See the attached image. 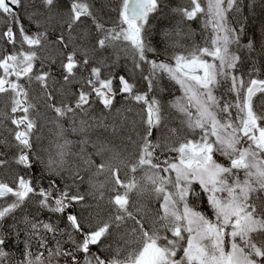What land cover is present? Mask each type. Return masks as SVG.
Wrapping results in <instances>:
<instances>
[{
  "label": "snow or ice",
  "instance_id": "snow-or-ice-1",
  "mask_svg": "<svg viewBox=\"0 0 264 264\" xmlns=\"http://www.w3.org/2000/svg\"><path fill=\"white\" fill-rule=\"evenodd\" d=\"M162 3L163 0H120L118 20L107 27L94 11L91 0H70L66 14L56 11L49 16V22L55 20L62 29L61 34L50 41L47 29L30 33L25 28L19 14L24 0H0V25H3L0 45L5 46L0 48V99L7 97L5 102L10 104L14 126V130L9 129L12 140H0V144L15 149L11 159L0 158V168L15 164L17 168L32 170L37 163H42L46 171L57 175L69 171L73 183L79 181L82 184V164L85 171L95 168L94 176L108 174L104 183H91L94 192L90 195L99 191L97 199H103L101 190L108 182H114L111 191L116 193L108 201L112 210L107 219L97 220L95 226L86 230L82 215L68 210L79 204L83 212L92 205H86L85 195L78 191L73 193L71 186L60 189L53 179L47 188L39 187L33 176L20 172L14 173L11 183L0 180V221L22 208L32 196L39 197L36 203L42 209L54 214L67 212L70 249L63 248L59 242L54 249H49L47 240L39 235L41 228L45 233L55 234L57 226L28 221L31 236L38 237L39 248L48 252V264H52L53 257L65 258V264H264V201L259 195L264 193V100L259 105L254 102L257 94L264 96V79L256 75L255 68L247 80L237 71L241 57L231 46H239L240 32L230 26L227 17L230 11L239 10V0H188L190 6L172 8L182 21L203 17L211 34L205 38L203 46L192 45L173 54L169 61L148 58V53L156 51L147 37L149 19L160 10ZM41 4L49 12L59 8L58 0H41ZM34 16V13L30 14L29 18ZM86 20H91V24L86 25ZM77 28L84 30L72 36ZM175 34L177 37L185 35L179 27ZM164 35L167 38L169 34ZM121 43L123 47L119 50L131 55L133 70L142 71L144 64L149 65L148 75L143 77L147 83L146 92L136 91V86L125 76L118 78L119 93L124 94L125 99L143 105L140 123L144 132L135 142L138 151L135 163L118 159L117 153L97 164L93 155L103 156L110 149L104 143L93 141L91 134L101 128L107 129L109 125L103 118L89 115L93 96L105 109H111L117 89L114 77H104L102 68L93 65V57L101 50L118 48ZM52 45L59 50L64 85L73 82L77 69L88 73L86 79L83 75L81 79L89 91H84L82 86L74 94L72 103L55 102L49 85L52 75L43 70L45 61H55L50 57L41 59L37 54V48ZM70 45L72 50L67 51ZM7 46L12 51H7ZM173 46H178V42ZM244 47L252 50L254 41L249 40ZM261 53L264 54V46ZM38 60L41 70L37 73L34 64ZM164 75L180 86L183 95L176 98L172 107L184 116V124L191 133H199L198 137H185L177 143L173 139L177 129L163 131L167 126L161 102L150 94L159 87ZM33 81L39 84L47 107L56 116L57 151L47 162L33 150L37 128V119L30 114L37 109L29 97V86ZM222 82H230L228 92L234 94V100L222 101L215 95V89ZM62 119L69 121V128L63 127ZM156 130L161 131L160 143L152 140ZM69 131L80 139L76 142L67 139L65 134ZM90 143L95 148L94 153L87 152ZM76 144L79 151L73 152L72 147ZM158 149L176 155L158 162ZM4 155L0 152V157ZM218 155L228 163L220 162ZM70 157L76 161L72 166H69ZM123 167L131 173L147 169L146 184L152 186L150 191L160 200L159 214L152 220L150 229L145 228L143 218L137 219L129 210L133 203L130 194L149 189L142 187L134 177L122 180ZM204 198L211 216L195 205V200L203 201ZM96 207L102 211L99 203ZM100 211L96 215H100ZM128 220L138 226L130 233L136 237V247L126 255L124 249L117 248L111 257L91 251L93 246H99L103 238L111 235L114 227L119 229ZM6 248L7 237L0 234V264H7L10 259ZM80 254H83V260ZM17 264H45V257L43 252L34 253L31 244L26 243Z\"/></svg>",
  "mask_w": 264,
  "mask_h": 264
},
{
  "label": "rangeland",
  "instance_id": "rangeland-1",
  "mask_svg": "<svg viewBox=\"0 0 264 264\" xmlns=\"http://www.w3.org/2000/svg\"><path fill=\"white\" fill-rule=\"evenodd\" d=\"M31 2L32 0H24V6L22 7V10L20 9V11L24 15L26 14L27 11L29 12V15L26 17L28 20H30L35 25V27L42 28L43 30L47 29L48 31H52V32L54 31L56 32L57 30L62 32V29H60L61 27L59 26L58 23H56L55 20H53L52 22H49V16L52 15L56 11H59L61 14H66L68 7L70 5V0H58L59 8L53 9L52 12H49L47 9H45L42 6V4L38 5V7H31L30 6ZM91 3L94 5V11L96 12V14H99L97 10L98 8L97 0H91ZM182 3H184L183 0H182ZM188 6L190 5L188 4ZM115 8H117V6ZM261 8L260 10L263 11V9ZM33 11H37V13H34L35 14L34 18L30 19L29 18L30 14H33ZM39 11H42L43 13ZM35 18H37L38 20H36ZM198 18L202 24V27H205L204 18L203 17H198ZM57 19H59V17H57ZM103 19L109 22V20H107L106 18H103ZM117 19H118V15L115 12L114 21H117ZM228 21H229L230 26L232 27L234 23H232V21H230L229 19ZM177 22H178V25H176ZM85 24L90 25L91 20H86ZM174 27L175 28L169 34V38H174L175 42L170 44V46L172 45V47H174L173 45H176L177 42H178V46L174 47V51L171 53V56L175 53L182 52L185 49H189L192 45H199V46L204 45L205 39L201 40L196 37V39L193 42L188 40L195 36L196 34L195 29H192L189 26H186V29L182 28V24L180 23V21H175ZM177 27L179 28L181 27L180 29L182 30L183 33H185L183 37L176 36L175 30ZM2 29H3V25H0V30ZM82 30L84 29L77 28L76 31L72 33V36H76L77 32H80ZM208 30L211 34V29L208 28L207 31ZM64 34L67 36V33H64ZM162 37H165L163 32H162ZM51 41H54V40H51ZM77 43H79V41H77ZM25 47L27 48V45H25ZM122 47H123V44L121 43L118 48H108L107 50H101L96 56L93 57V65L99 66L102 68L104 77L112 76L115 78V70L117 69V71H119L118 76H125V78L128 79L130 83H133L134 85H138V87L142 88V85L145 83V80L143 79V77L145 76V73L148 71L146 69V64L143 65L142 71L140 69L133 70V59L131 55H125L123 51L119 50V48H122ZM0 48H3V45H0ZM36 51H37L38 56H40V58L42 59H44L45 57H50L54 59L55 61L54 64L57 63V67L60 68L61 57L59 55V50L57 46L52 45V46H49L43 49L37 48ZM47 62H50V61H47ZM36 72L38 73L39 71H36ZM51 75H52V79H50L49 85L53 92V95L55 96V102L57 104H59L61 101H63L64 103H69L71 100H75L74 94L77 93V90L80 89L82 86H83L84 91H89L88 86L84 85L83 79H81V75H83V78L85 79L84 74L81 73V70L80 71L78 70V72L76 73L75 79L69 85H64V82L62 79V71L58 73L53 72V74ZM114 83L119 86V79L117 80L115 78ZM222 83H227V87L228 88L230 87V82H222ZM144 91H147V90H139L138 92H144ZM155 92H157V94L160 93L162 95L171 97V98L169 97L170 99L166 103V106H164V110H163L164 117H165V125L167 126L166 128L163 129V131L167 133V128L177 129V134L173 138L177 141V143L179 142L180 139L185 138V137L186 138H193L194 136L198 137L199 133L198 132L191 133L187 129L186 125L184 124V119H185L184 116L180 112H178L174 107H172V103L176 100V98L183 95L180 89V86L176 84L174 81L169 80L168 77L164 75L159 82V87L155 89ZM217 92H218V88L215 89L216 96L218 95ZM230 94L232 96V100H234L235 98L234 94L233 93H230ZM29 97H30L31 102L37 105V109L32 110L30 113L32 116H34L37 119V128L33 136V139L35 141V152L36 153L40 152L41 154L40 156H42L41 158L44 160V162L45 161L47 162L49 156L55 157L56 151H57L55 147L58 142V138L56 135L57 128H56V124L54 123V121L56 120V116H55V113L47 107L48 102L44 99L42 90L39 84H37L35 81H33L31 85L29 86ZM261 100H264V98L261 97L260 94H257V96L254 97V102L257 105L260 104ZM5 101H7V97L0 99V102L3 104L2 108L4 110L3 111L4 118L6 120L5 128H4V123L2 121L3 112L1 111L0 112V134L2 132L3 134H8L9 137L12 139V134L9 132V129L14 130V126L11 124L10 104L6 103ZM135 106H137L136 102L130 99H123V98L117 97L116 100L113 101L112 108L105 109L103 105L100 104L98 101H96L95 97L93 96V103L91 104L89 115L95 116L97 118H103L105 120V123L108 124L109 127L107 129L101 128V129L96 130L95 132L91 134V138L93 137L95 138L96 136L100 137V135L102 136V134H107L108 136H110V138H112V141L109 140L108 142H104V144L108 146L110 151H107L104 153V155L102 156V160H108L111 157L115 156L117 153L119 154L118 159H120L122 154L123 155H126L128 153L132 154L133 150L135 149V145H136L135 142L140 139L141 134H143L144 132L143 125L140 123V118H136L133 121V118H131L128 115V110L133 109ZM169 112L170 114L168 115ZM19 114L22 115L23 113H19ZM234 114H235V110H233V115ZM123 117H127V119L125 120ZM60 123L63 125L64 128L66 129L69 128V121L67 119H62ZM65 135L67 139L73 140L74 142L79 140V139L75 140L73 136L77 137L78 135L70 131L67 132ZM157 136H158L159 143H160V136H161L160 130H158ZM96 142L103 143V141L100 140L98 137L96 139ZM132 146H133V149L132 151H130L129 148H132ZM93 149L94 151H92ZM72 151L73 152L79 151V145L76 144L75 147H72ZM89 151H91L92 153L95 152V148L93 144L91 143L87 146V152ZM10 156L11 154L6 156L7 157L6 159H9ZM97 156H98L99 162L96 160L95 162L98 164L102 160H101V156L99 155ZM131 159H132V156L129 159L127 160L125 159V160L127 163H130ZM217 159L224 160L225 158L220 157L218 155ZM69 161H70L69 166H72L76 163V161L73 160L71 157L69 158ZM4 167H5L4 168L5 170H3L4 173H2L1 171L2 169L0 170V179L3 178V179H6V182H12V180L14 179V173L18 171L10 169L9 165H6ZM81 169H82L81 176L84 179V183L81 184L79 181H76L73 184L79 185L78 192L85 195L86 197L85 204L92 205V207L82 212L80 209L81 207L80 205L78 214L84 216L85 219L90 218L91 223L85 222V225L87 227L95 226L97 220L107 219V216L110 214L112 210L111 206L108 204V201L110 200L112 196L116 194L111 191L114 182H108L105 184V187L101 190L105 192L103 199L98 200L97 198L100 196L99 191H95L94 195L89 194V193L94 192V189L91 187V183H95L97 185L100 183H104L106 180H108V174H101L99 176H94L93 173L95 172V168L85 171L83 170L84 166L82 164H81ZM126 169L127 167L122 168L123 170L122 174L124 176V179L128 180L127 177L129 176V173L127 172ZM146 171L147 169H142L141 181L139 183L141 184L142 187H147L150 190V188L147 186L146 181H145ZM50 174H53L56 177H64V178H69L72 180V177L69 171H64L60 175H57L56 173H52V172H50ZM240 175H241V178H243V173H241ZM106 191L108 192L107 194H106ZM119 191L122 192V189H120ZM73 193H76V192L74 191ZM148 193H150V191H144L140 194H138L137 192H133L132 200L135 203V205L137 203V198H146ZM259 195H260L261 201H264V193H260ZM37 198L39 197L37 196ZM8 202L9 203L11 202V198L8 199ZM98 203L100 205V208L103 207L102 211H100V215H96V213L100 210V209H97L96 207ZM144 203L145 202H143V204ZM144 208L145 206L142 205V208L140 209H144ZM120 238H121V241L124 242V247H121L122 249H124V252H123L124 255L127 254V251H130L132 248L137 246L136 237L130 235L129 232H126V234L124 236H120ZM105 243H107V241ZM131 243H133L132 246H131Z\"/></svg>",
  "mask_w": 264,
  "mask_h": 264
},
{
  "label": "trees",
  "instance_id": "trees-1",
  "mask_svg": "<svg viewBox=\"0 0 264 264\" xmlns=\"http://www.w3.org/2000/svg\"><path fill=\"white\" fill-rule=\"evenodd\" d=\"M183 1L184 3H182V0H163L160 10L157 13L152 14L150 16L149 24L147 28V37L151 45L156 49V51L155 53H148V57L152 55L158 61H169L170 60L171 53L174 51V47H172V45L170 46V44L175 42V39L169 38V35L167 38L162 37V32L164 34L166 32L170 34L171 31L175 28L174 27L175 21H180V23L182 24V28L184 29H186V26H189L192 29H195L196 31L195 36L190 39L187 38L191 42H193L196 39V37L203 40L207 36H210L209 30L207 31L205 27H202V24L199 18L193 19L191 21H182L179 14L174 13L171 10L172 8H175V7L188 6V0H183ZM119 2L120 0H97V5H98L97 10L99 13L97 15L106 24L107 27H111L113 24L117 22L114 20H115V12L118 15L117 10L119 7ZM38 5H41L40 0H32L30 6L38 7ZM116 6L117 8H115ZM263 6H264V0H239V10L230 11V13L228 14V19L232 21V23H234L232 27L237 29L238 32H240L239 46L232 45L231 49L232 51L236 52L237 55L241 57L237 71H238V74L243 75L246 80L253 68L257 70L256 75L259 78L264 79V54L261 53V47L264 46V7ZM260 8L263 9V11H261ZM37 11H33V13H37ZM39 12L43 13L42 11H39ZM19 14L21 16V19H22V22L25 28H27L30 31V33H36L37 31H45L42 28L35 27V25L30 20L27 19L26 16L29 15L28 11L24 15L19 10ZM103 18H106L107 20H109V22L105 21ZM35 19L38 20L37 18ZM176 25H178V22L176 23ZM47 32H48V40L50 41L55 40L56 36L61 34V31L59 30H57L56 32L47 30ZM249 40L254 41V48L252 50H249L247 47H244V45H246ZM4 47L5 46L3 45V48ZM18 47L19 45L17 46V48ZM6 50L12 51V48L10 46H7ZM71 50H72V47L70 45L67 51H71ZM34 66H35L34 68L37 69L38 71L41 70V63L39 60L35 62ZM43 70L51 71L54 73L60 72V70H58V68L54 66V63H50L47 61H45L44 63ZM116 71L117 69L115 70V73L119 72V71L117 72ZM82 74H84V77L86 79L88 76V73L83 72ZM142 86L143 88H146L145 90H147L146 81ZM221 88H222V92H218V97H220L222 101L223 100L231 101L232 96L228 92L227 84L225 83L222 84ZM136 89H137V86H136ZM117 92L119 93L118 90ZM150 95H154L157 97V99L160 100L163 110H164V106H166V103L171 98L170 96H165L160 93L157 94L155 90ZM261 97L264 98V96H261ZM2 106L3 104L0 102V112L2 111ZM142 108H143L142 104H137V106L131 109V111L128 110V115L131 118H133V121L136 118H140V113L142 111ZM169 114L170 112L168 113V115ZM157 133H158V130L154 131L153 136H152V140L154 143H159ZM97 137L100 140H102L103 143L108 142L109 140L112 141V138H110V136H108L107 134H102V136L100 135V137L99 136H96L95 138L93 137L92 140L96 141ZM73 138L75 140L80 139L79 136L77 137L73 136ZM7 139H8L7 134L0 135V140H7ZM132 149H133V146L132 148H129L130 151H132ZM92 151H94V149ZM88 153H92V152L89 151ZM37 154L39 156L41 155L40 152H37ZM157 155L159 157L158 162H162L167 157H174L176 153L158 149ZM131 156H132V159L130 160V163L128 164L135 163L136 160L138 159V151H137L136 145H135V149L133 150L132 154L131 153H128L126 155L122 154V156L120 157V160H125V159L127 160ZM0 158H3V157H0ZM93 159L99 162L97 155H93ZM101 160H102V156H101ZM219 160L220 162L224 164L228 163L227 161H224L222 159H219ZM4 168L5 167L0 168V170L2 169L1 170L2 173H4L3 172V170H5ZM126 170L129 173V176L127 177V179H132L134 177L137 181L139 182L141 181L142 169H138L135 173L129 172L128 169ZM28 171H29V174H27V172H23V173L26 175L33 176L34 183H38L39 187H43V188H45L44 186L48 187L50 182L53 179H55L56 184L58 185L60 189H63L65 185L71 186V189L73 192L74 191L77 192L79 189V185H74L71 179L64 178V177H56L53 174H50V172L45 170L44 164L42 163H37L34 169L28 170ZM122 171L120 173V176L122 180H125L122 174ZM81 174L82 173L80 172V175ZM41 182H44V184H42ZM147 186L150 189L152 187L150 184H147ZM195 187H196V190L199 191V186L196 185ZM103 193L105 192L103 191ZM107 193L108 192L106 191V194ZM132 195L133 193L130 194L131 200H132ZM143 202L145 203L143 204ZM159 204H160V200L156 198L154 192L150 191V193H148L146 198H137L136 205L133 202L129 210L133 212V214L136 216L137 219L143 218L145 228L150 229L152 226V223H151L152 220L155 218L156 215L159 214V211H160ZM142 205L145 206V208L137 212L136 209L142 208ZM195 205L198 210L204 211L207 215L211 216V212L207 210L206 198H204L203 201L200 199L195 200ZM79 206H80L79 204H74L68 211L75 212L78 214ZM28 207H31V206H28ZM101 209H103V207H101ZM16 211L13 215L5 219L4 225H2L1 223L2 226H0V234H3L4 236L7 237L6 250L9 251L10 253V259L7 261V264H17V261L20 259L24 251L26 243L31 244L32 251L34 253H37L39 250L40 252H43V255L45 257V264H48V252L44 249L39 248V238L38 237L33 238L31 236V224L28 221H33V222L40 221L43 223H51L57 226L58 231L55 234L50 233V232L45 233L42 228L40 230L39 235L43 236L44 239L47 240L49 249H54L56 247L57 242H59L61 246L65 249H70L72 247L71 241H69L68 235H67V232L70 231V229L67 228V222H66L67 220L65 221L63 216L54 214L52 212L47 213L41 208H38V210L37 209L34 210L33 207H31L28 210L24 209L22 212H20L19 210L17 212ZM82 217L84 218V216ZM85 222L91 223L90 218L85 219ZM133 227L138 228V226L135 225V222L133 220H128L126 224L120 227L119 229L114 227L111 230V235H109L106 238H103L102 243L99 246H93L91 251L93 253H98L102 257H111L112 255L115 254V250L117 248L124 247V242L121 241L120 236H124L126 232L131 233V229ZM61 229L64 231H59ZM22 235H24V238H21L23 237ZM106 241L107 243H105ZM132 244L133 243H131V246ZM180 254L182 255V251ZM81 257H83V254H80V258ZM81 260H83V258H81ZM52 264H65V258L53 257Z\"/></svg>",
  "mask_w": 264,
  "mask_h": 264
},
{
  "label": "flooded vegetation",
  "instance_id": "flooded-vegetation-1",
  "mask_svg": "<svg viewBox=\"0 0 264 264\" xmlns=\"http://www.w3.org/2000/svg\"><path fill=\"white\" fill-rule=\"evenodd\" d=\"M3 108H2V112H3ZM2 121L4 123V128H5V118H4V112L2 113ZM6 133V132H5ZM3 134V132L1 133ZM0 134V135H1ZM7 141H11L12 139L9 137V135L7 134ZM33 145H34V148L33 150L35 151V141L33 139ZM0 152L4 153V157L3 158H7L6 156H8L9 154H11L10 158L13 156L14 152H15V149L14 148H9L8 145L6 146V144H0ZM9 167L10 169H13L15 171H18L20 172L21 174H24L23 172H27V174H29V171L26 169H24L23 167H20V168H17V166L15 164H9ZM17 169V170H16ZM25 170V171H24ZM32 173V172H31ZM3 178H1L0 180H2ZM42 184H44V182H41ZM43 186V185H41ZM45 188H47V186H45ZM34 198V199H33ZM38 200L37 196H32L24 205L22 208L18 209L20 212H22L23 209L25 210H28L30 209L31 207H33V209H37L40 208L39 205L36 203V201ZM28 206H31V207H28ZM42 209V208H41ZM47 213H49L50 211L49 210H45ZM57 215H59V213H57ZM61 216H63L62 214H60ZM64 217V216H63ZM64 220L66 221V217H64ZM67 222V221H66ZM23 237L21 238H24V235H22ZM83 258V257H81Z\"/></svg>",
  "mask_w": 264,
  "mask_h": 264
},
{
  "label": "bare ground",
  "instance_id": "bare-ground-1",
  "mask_svg": "<svg viewBox=\"0 0 264 264\" xmlns=\"http://www.w3.org/2000/svg\"><path fill=\"white\" fill-rule=\"evenodd\" d=\"M112 23V22H111ZM208 37V36H207ZM149 59H153V60H157L156 58H154L152 55L150 56V57H148ZM54 66L55 67H57V63H55L54 64ZM35 67V66H34ZM58 68V70H60L61 71V69L59 68V67H57ZM146 69L148 70L146 73H145V76L148 74V72H149V65H147L146 64ZM34 70L35 71H38L37 69H35L34 68ZM78 70L80 71V69H77V72H78ZM51 72V71H50ZM51 74H53V72H51ZM118 73H115V78L118 80V78L120 77V76H118L117 75ZM115 78H114V82H115ZM115 84V83H114ZM115 86H116V89L118 90L119 89V86L118 85H116L115 84ZM135 86H137V89L136 90H145L146 88H143V86H142V88H140V87H138V85H135ZM77 87H79V86H77ZM117 97H119V98H123V99H125V95L124 94H122V93H118L117 92V94L115 95V98H114V100H116V98ZM72 102H74V100H71L69 103H72ZM12 115V114H11ZM45 187V186H44ZM44 211L45 210H48V209H43ZM51 213V212H50ZM55 214H57V213H55ZM60 215V214H59ZM64 217H66V215H67V212L65 213V214H62ZM88 227L85 225V229H87Z\"/></svg>",
  "mask_w": 264,
  "mask_h": 264
}]
</instances>
